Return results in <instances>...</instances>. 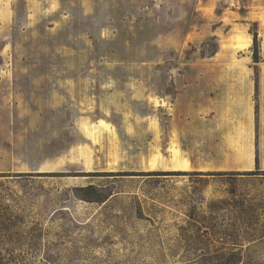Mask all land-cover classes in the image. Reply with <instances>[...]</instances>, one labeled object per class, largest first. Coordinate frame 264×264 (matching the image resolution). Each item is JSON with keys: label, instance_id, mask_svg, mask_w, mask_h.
Masks as SVG:
<instances>
[{"label": "rangeland", "instance_id": "1", "mask_svg": "<svg viewBox=\"0 0 264 264\" xmlns=\"http://www.w3.org/2000/svg\"><path fill=\"white\" fill-rule=\"evenodd\" d=\"M0 263L264 264V0H0Z\"/></svg>", "mask_w": 264, "mask_h": 264}, {"label": "trees", "instance_id": "2", "mask_svg": "<svg viewBox=\"0 0 264 264\" xmlns=\"http://www.w3.org/2000/svg\"><path fill=\"white\" fill-rule=\"evenodd\" d=\"M252 37H253V62L254 63H258L259 57H258V37H257V32H253L252 33ZM193 175H197V176H224V175H255V172H207V173H202V172H194L192 173ZM153 175H158V174H153ZM160 175V174H159ZM164 175V174H163ZM84 189H88V190H93L94 187L93 186H88ZM96 202H102L101 200H96ZM1 264V263H0Z\"/></svg>", "mask_w": 264, "mask_h": 264}, {"label": "bare ground", "instance_id": "3", "mask_svg": "<svg viewBox=\"0 0 264 264\" xmlns=\"http://www.w3.org/2000/svg\"><path fill=\"white\" fill-rule=\"evenodd\" d=\"M241 38V37H240ZM238 39V38H236ZM240 40V39H239ZM246 40V39H245ZM249 40V39H248ZM246 46V45H245ZM248 46V45H247ZM99 125H104L106 126L105 128H108L110 125L105 122L104 120H100ZM111 128V127H110ZM172 160L174 163H178L179 165L183 166L184 168L189 166V161L181 154V153H172ZM138 161V160H137ZM140 161V160H139ZM148 163V162H147ZM150 163V162H149ZM152 166L155 165L153 161L151 162Z\"/></svg>", "mask_w": 264, "mask_h": 264}, {"label": "crops", "instance_id": "4", "mask_svg": "<svg viewBox=\"0 0 264 264\" xmlns=\"http://www.w3.org/2000/svg\"><path fill=\"white\" fill-rule=\"evenodd\" d=\"M247 162H249V164H251V158H249ZM246 167H248V165L247 166H244L243 168H246Z\"/></svg>", "mask_w": 264, "mask_h": 264}]
</instances>
